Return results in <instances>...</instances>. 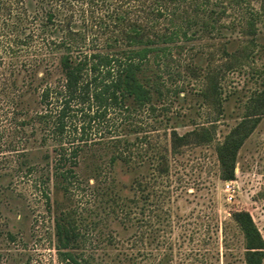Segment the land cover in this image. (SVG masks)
<instances>
[{
    "label": "rangeland",
    "instance_id": "1",
    "mask_svg": "<svg viewBox=\"0 0 264 264\" xmlns=\"http://www.w3.org/2000/svg\"><path fill=\"white\" fill-rule=\"evenodd\" d=\"M101 3L86 5L85 16L72 17L53 6L56 21L85 33L86 41L74 45L116 51L123 44H115L111 33L99 35L101 30L91 18L103 16L110 22V14L121 11L120 3L105 10ZM252 4L256 9L260 5L258 0ZM27 6L30 15L38 14L36 23L41 22L46 12ZM236 11V6L228 8L229 16L221 20L230 24L239 17ZM218 27L200 39L178 42L182 47L172 46L174 58L169 62L150 57L145 74L162 75L163 96L154 94L145 106L128 100V107L86 121L83 137L88 144L76 157V175L68 178L67 191L66 178L54 175L53 142L41 143L36 95L23 98L25 104L18 107L10 100L14 87L6 96L0 94V264H60L54 224L63 211H73L78 229L96 234L89 243L110 251L124 243L123 248L142 254L138 264H155L166 251L171 252V264H245L244 236L231 213L249 211L264 239V114L256 122L258 108H254L264 91V13L254 36H241L232 24ZM62 51L49 54L51 83L61 75L57 56ZM2 71L6 70L0 67ZM250 114L254 124L238 153L231 180L234 190L228 191L225 184L230 180L219 178L216 147ZM173 131L195 132L173 151ZM114 136L122 140L116 147L106 143ZM131 151V161L121 158ZM161 155L167 159L165 172L160 171ZM162 192L168 196L162 197ZM116 263L130 264L123 259Z\"/></svg>",
    "mask_w": 264,
    "mask_h": 264
},
{
    "label": "trees",
    "instance_id": "2",
    "mask_svg": "<svg viewBox=\"0 0 264 264\" xmlns=\"http://www.w3.org/2000/svg\"><path fill=\"white\" fill-rule=\"evenodd\" d=\"M25 1L0 0V67L6 70L0 72V94L6 96L8 88L14 87L10 100L18 107L25 104L23 98L36 95L35 103L39 107L36 116L42 121L41 143L46 145L49 141L53 142L57 156L53 164L54 175L66 178V191L71 182L68 178L76 175V157L83 145L88 144V140L83 137L86 121L89 123L92 118L103 119L109 110L127 106L128 100L138 106H145L153 100L154 94L163 96L160 89L164 85L162 75L147 77L145 74L151 56L169 62L174 58L172 46L182 47V44L177 43L200 39L205 34L219 30L218 26L232 24L239 28L241 36H254L257 33L256 22L264 13V0H258V9L252 4L254 0H230L229 3L227 0H100L101 10L117 2L121 9L110 14V22H105L103 16L102 19L95 16L91 18L92 24L101 30L99 35L111 33L115 44H123L116 51L104 52L97 47L85 49L79 43L74 45L86 41L85 33L72 28L71 23L65 27L66 24L57 22L54 9L67 10L71 17L75 13L85 16L89 10L86 5L93 6L99 0ZM28 4L35 6L34 9L39 8L38 11L42 9L46 12L41 22L36 23L38 14L30 15ZM234 6L238 8V20L236 22L237 18L234 17L230 24H225L221 18L229 16L227 10ZM26 22L31 26L26 27ZM51 32L58 34L48 37ZM99 39V36L94 38L96 42ZM59 48L63 49L57 56L61 75L55 83H51L53 67L49 54L54 55ZM19 76L22 83H18ZM255 107L258 108L257 122L264 114V91L255 100ZM251 115L243 116L217 144L219 178L222 180L235 177L239 150L254 124ZM202 130L209 132L207 128ZM193 132L180 134L173 131V151ZM121 141L114 136L106 143L116 147ZM132 156L131 151L129 156L123 155L121 158L131 161ZM45 158H50V154H46ZM161 159L163 163L160 171L165 172L168 166L166 156L161 155ZM162 194V197L168 196L167 193ZM45 197L50 206V195L46 193ZM231 216L244 236V263L264 264V239L251 213L237 210ZM148 227L152 229L153 225ZM90 232L78 229L73 211H63L56 217L54 236L60 264H109V259L114 264L122 259L130 264H138V257L142 254L123 248L124 243L121 246L113 245V251L100 244L89 243L93 235L96 236ZM8 234L14 238L10 231ZM89 235L91 239L88 241ZM171 247L167 245L168 250ZM166 252L155 264H171V252Z\"/></svg>",
    "mask_w": 264,
    "mask_h": 264
},
{
    "label": "built area",
    "instance_id": "3",
    "mask_svg": "<svg viewBox=\"0 0 264 264\" xmlns=\"http://www.w3.org/2000/svg\"><path fill=\"white\" fill-rule=\"evenodd\" d=\"M225 186H226V189L228 190V191H233L234 190V186H233V184H232V181L230 180V181H227L226 182V184H225ZM232 194H230V199L232 198Z\"/></svg>",
    "mask_w": 264,
    "mask_h": 264
}]
</instances>
